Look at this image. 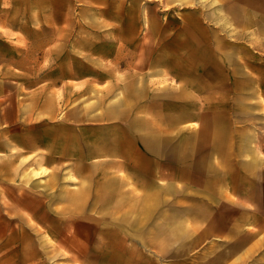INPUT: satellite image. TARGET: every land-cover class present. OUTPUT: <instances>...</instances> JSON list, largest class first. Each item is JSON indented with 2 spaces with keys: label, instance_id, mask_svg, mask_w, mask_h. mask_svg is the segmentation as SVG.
I'll use <instances>...</instances> for the list:
<instances>
[{
  "label": "rangeland",
  "instance_id": "rangeland-1",
  "mask_svg": "<svg viewBox=\"0 0 264 264\" xmlns=\"http://www.w3.org/2000/svg\"><path fill=\"white\" fill-rule=\"evenodd\" d=\"M218 3L0 0V264L37 261L31 258L36 245L50 249L49 259L41 264H264V242L258 250L232 247L238 245L239 232L247 223L259 227L264 237V164L241 169L242 162L249 163L256 155L264 162V92L256 89L254 74L245 68V73L241 71L246 65L240 57L248 60L247 48L234 41L221 46V51L233 53L231 74L223 59L208 52L211 34L203 12ZM231 32L237 30L232 27ZM87 35L116 37L120 49L114 65L158 69L159 75L134 76L135 83H158L160 88L171 89L166 102L159 101L155 109L177 110L184 120L199 111L202 131L199 136L177 132L176 140L162 139L158 148L165 154L168 180L150 192L162 198L160 203H119V212L111 217V203L92 202L88 213L102 212V218H87L76 228L54 224L55 229L72 233L50 235L39 229L38 235L9 238L7 232L15 227L17 213L11 200L18 193V46L25 50V38L33 37L39 65L34 68L38 73L29 78L33 84L47 79L60 82L78 79L91 63L100 68L110 65L85 57V44L78 37ZM62 36L68 37V43H50L60 49L47 60V39L64 40ZM103 51L110 54L108 48ZM183 86L186 90L180 93ZM77 92L68 90L71 102ZM55 93L61 92L40 91L36 105L43 106L48 94ZM171 117L172 113L161 116L154 129L168 133ZM241 143L253 151L251 155L241 153ZM46 171L36 176L51 174ZM22 173L25 180L30 171ZM107 194L103 198H109ZM24 221V228L37 227L31 219Z\"/></svg>",
  "mask_w": 264,
  "mask_h": 264
},
{
  "label": "crops",
  "instance_id": "crops-1",
  "mask_svg": "<svg viewBox=\"0 0 264 264\" xmlns=\"http://www.w3.org/2000/svg\"><path fill=\"white\" fill-rule=\"evenodd\" d=\"M220 1L203 12L211 34L208 52L211 57L213 54L214 58L223 59L224 68L231 74L233 53L227 49L221 51V46L234 41L247 48L248 60L240 57L246 65L241 66V71L245 73V68L254 74L256 89L264 92V0ZM232 27L237 32H231ZM62 37L64 40L47 39V60L55 57L60 49L50 43H68V37ZM78 39L85 44L82 52L86 58L104 60L110 65L100 68L91 63L78 79L68 77L60 82L47 79L41 85L29 80L33 73H38L34 68L39 67L33 37L25 38V50L18 46V138L15 141L18 193L11 200L16 203L17 213L15 211L13 216L15 227L7 232L9 238L19 234L38 235L42 233L39 229L50 235L72 233L57 230L54 224H62L64 229L71 225L76 228L87 218H102V212L88 213V204L92 202L111 203V217L119 212L116 205L119 203H160L162 198L150 192L157 191L168 180L163 167L165 154L158 148L162 139L175 137L176 140L177 132L199 136L202 131L199 111H192L184 120L177 110L155 109L159 101L166 102L171 89L160 88L158 83H135L134 76L159 75L158 69L114 65L120 49L115 36L87 35ZM192 42L198 44L197 39ZM104 48L110 49V54H104ZM184 87L179 88L180 93L186 90ZM48 90L61 93L48 94L46 104L36 105L39 92ZM68 90L78 91L72 102ZM171 113L168 133L154 129L160 124L161 116ZM152 145L157 147L152 148ZM245 146L246 143H241V153L246 151L251 155L253 151ZM248 164L259 166L264 162L256 155L249 163L242 162L241 169H246ZM46 170L51 174L45 178L36 176L46 174ZM28 171L29 177L23 180L22 172ZM172 183L176 186L177 179ZM132 188L142 194H135ZM104 194L109 198H103ZM129 212L127 210V218ZM27 219L34 221L37 227L24 228ZM244 228L239 232L242 237L238 245L232 244V247L258 250L256 248L264 242L263 233L249 223ZM247 229H252V233ZM74 233L80 232L75 230ZM37 246L31 255L37 261L29 264H41L50 257L49 248ZM21 255L26 257V253Z\"/></svg>",
  "mask_w": 264,
  "mask_h": 264
}]
</instances>
